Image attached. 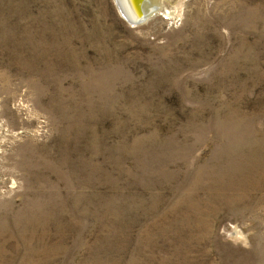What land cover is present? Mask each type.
Here are the masks:
<instances>
[{"label": "rangeland", "instance_id": "rangeland-1", "mask_svg": "<svg viewBox=\"0 0 264 264\" xmlns=\"http://www.w3.org/2000/svg\"><path fill=\"white\" fill-rule=\"evenodd\" d=\"M159 2L0 0V264H264V0Z\"/></svg>", "mask_w": 264, "mask_h": 264}, {"label": "bare ground", "instance_id": "bare-ground-1", "mask_svg": "<svg viewBox=\"0 0 264 264\" xmlns=\"http://www.w3.org/2000/svg\"><path fill=\"white\" fill-rule=\"evenodd\" d=\"M119 1L122 9H124V14L120 10L119 11L127 20H129L130 23L134 22L136 16L142 15L147 18L152 12L157 11L160 8L158 6L160 3L159 0H141V2L138 0H136L137 2H134L133 0Z\"/></svg>", "mask_w": 264, "mask_h": 264}, {"label": "water", "instance_id": "water-1", "mask_svg": "<svg viewBox=\"0 0 264 264\" xmlns=\"http://www.w3.org/2000/svg\"><path fill=\"white\" fill-rule=\"evenodd\" d=\"M115 1V4H116V6L119 8V10L124 14V9H122V7H121V4H120V1L119 0H114ZM134 2H137L136 0H133ZM138 1H140L141 2V0H138ZM136 4H138V3H136ZM135 4V5H136ZM122 15V14H121ZM123 18H125L124 16H123ZM126 19V18H125ZM127 20V19H126ZM145 20V17H143L142 15H138V16H136V18H135V20H134V22H132V24H134V25H136V24H138V23H140V22H143ZM128 22H129V20H127ZM130 23V22H129Z\"/></svg>", "mask_w": 264, "mask_h": 264}]
</instances>
